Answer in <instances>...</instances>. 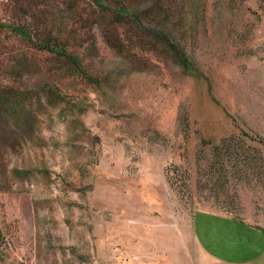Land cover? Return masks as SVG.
Segmentation results:
<instances>
[{"label":"rangeland","instance_id":"obj_1","mask_svg":"<svg viewBox=\"0 0 264 264\" xmlns=\"http://www.w3.org/2000/svg\"><path fill=\"white\" fill-rule=\"evenodd\" d=\"M103 1L143 29L96 0H0V264H208L220 222L251 258L264 0Z\"/></svg>","mask_w":264,"mask_h":264},{"label":"crops","instance_id":"obj_2","mask_svg":"<svg viewBox=\"0 0 264 264\" xmlns=\"http://www.w3.org/2000/svg\"><path fill=\"white\" fill-rule=\"evenodd\" d=\"M217 214L222 218H226L228 220L230 219L231 221H233L235 223V225H237L236 226L237 230L239 229L238 226L240 225V221H238L232 217L228 218L227 216L221 215L219 213H217ZM212 222H213V224H216V222H214V221H212ZM219 224L223 227L222 234L220 233V229L216 226L213 230H211L212 232H210L206 235L207 236V244L210 245L208 247V249L203 245L206 249V250H204L203 248H201V245H198V251H199V255H200L199 258L201 257L200 258L201 260L203 259L208 264H264V248L262 250L253 252V256L251 258H245V259L240 260V261H233V259L229 260L228 256L230 254H236L237 252H239L243 245H240V244L238 245V243L234 242V240H238V239L235 237H231V236L229 237L230 240L227 243V235H226V230H225L226 225L222 222H220ZM245 225H247V224H245ZM261 228L264 230L263 227H261ZM257 233H258L259 239L260 238L262 239L263 238L262 235H264V231L262 232V231L258 230ZM222 236L224 237L223 239H221ZM194 237L196 238L195 234H194ZM216 243H219V245L221 243L223 246L218 247V246H216ZM221 250H223V251H221ZM182 264H184V263H182Z\"/></svg>","mask_w":264,"mask_h":264},{"label":"trees","instance_id":"obj_3","mask_svg":"<svg viewBox=\"0 0 264 264\" xmlns=\"http://www.w3.org/2000/svg\"><path fill=\"white\" fill-rule=\"evenodd\" d=\"M117 2H120V3H121V1H117ZM96 3H97V5H98L102 10L107 11V10L104 8L105 5H104V1H103V0H96ZM107 12H111V13H113L114 15H116V16H120V17H122V18H126L127 20L133 22L134 25L139 26L140 28H142V26H143V25H142V22L139 21V20L137 19L136 14L133 13L132 11H128V10H126L124 7H123V8H119V9H117V10H109V11H107ZM142 29H143V28H142ZM111 33H112V32H111ZM168 49L170 50V52L173 53V55H174L175 57L181 59V64L184 63V55H183V54L181 55V53L176 52V50L174 49V46H173V45H168ZM240 225H241L242 227H244L243 224L240 223ZM256 230H257V232H258V230H260V231H262V232L264 231L262 228H258V229H256Z\"/></svg>","mask_w":264,"mask_h":264}]
</instances>
